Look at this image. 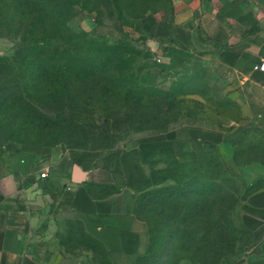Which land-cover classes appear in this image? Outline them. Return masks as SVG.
Here are the masks:
<instances>
[{
  "label": "rangeland",
  "instance_id": "374dc122",
  "mask_svg": "<svg viewBox=\"0 0 264 264\" xmlns=\"http://www.w3.org/2000/svg\"><path fill=\"white\" fill-rule=\"evenodd\" d=\"M11 1L12 11L0 0V88L17 97L20 107L31 108L32 115L36 114L30 118L32 129L38 131L3 143L0 193L4 202L15 193L24 195L31 210L40 216L27 242L42 260L47 264L94 261L73 246L60 245L69 236L79 238L85 232L83 222L68 211L70 191L54 183L50 173L47 179L37 178L43 166L35 175L18 182L10 169L12 157L25 154L34 161L48 159L56 166L69 154L92 151L103 159L136 148L146 159L154 150L170 151V142L175 138L179 143L176 149L188 146L193 152L189 159L186 155L178 159L186 165L175 167L177 177L202 172L199 178L213 179L216 163L233 177H221L216 186L224 189L217 195L218 188L211 190L209 186L200 192V182L190 183L196 189L190 194L192 200L180 198L178 205L182 211L191 207V212L194 202L201 199L198 202L203 205V220L198 224L196 218L189 217L191 224L184 235L172 241L169 234H163L167 219L156 217L153 208H144L146 200L138 201L132 191L133 212L152 224L157 251L154 261L139 264H193L188 259L193 257L192 248L197 244L206 246L210 255L220 247L221 264H264V242L260 240L264 219L251 216L250 197L245 191L250 184L264 179V117L241 114L232 78L218 71L201 53L177 44L163 46L139 36L135 29L136 23L146 18L169 20L187 8L214 11L225 2L240 0H60L54 9L57 19L50 24L43 21L35 6L30 8L29 18L27 10H22L23 0ZM71 17L81 34L76 28L63 29ZM114 54H121L122 61L110 59ZM28 62L40 66V71L32 72V65H25ZM60 67L69 71H58ZM134 94L143 99L131 100ZM151 98L156 102L154 108L146 104ZM158 111L169 124L146 126L143 118ZM57 114L63 115L60 135L50 140L45 122ZM146 127L150 129L141 131ZM195 131L219 133L224 142L214 149L193 141L182 146L189 133ZM113 162L111 159L104 165L112 167ZM144 172L149 173L147 167ZM24 190H28L27 197ZM161 209L162 204L156 210ZM183 216L184 211L174 223ZM250 218L257 222H248ZM246 229L251 233L247 234ZM219 230H226L225 238ZM182 242L183 251H179L176 248ZM230 243H234L233 251L227 249ZM98 260L106 264L104 254H98Z\"/></svg>",
  "mask_w": 264,
  "mask_h": 264
},
{
  "label": "crops",
  "instance_id": "0c3cea01",
  "mask_svg": "<svg viewBox=\"0 0 264 264\" xmlns=\"http://www.w3.org/2000/svg\"><path fill=\"white\" fill-rule=\"evenodd\" d=\"M135 27L139 36L152 38L163 46L177 44L201 53L218 71L232 78L241 114L247 118L264 117V0L225 2L217 10L207 12L187 8L169 20L146 18ZM186 141L182 146L192 141L220 146L224 139L219 133L195 131L189 133ZM178 144L174 138L170 151L165 150L177 159L182 160L181 155L189 159L192 150L188 146L178 150ZM101 159L95 153L69 154L61 164L53 166L48 159L34 161L29 155L18 154L9 164L18 182L45 167L54 183L70 191L68 211L83 222L85 233L102 243L109 263L135 264L147 251V225L133 212L130 189L98 195L101 187L120 186L109 170L98 165ZM87 186L93 187V196L87 192ZM24 192L27 197L28 190ZM248 201L253 208L264 210V191ZM39 217L24 195L15 193L9 202H4L0 193V264H47L27 242ZM250 219L248 222H257ZM261 223L260 240L264 242V221ZM245 225L252 230L249 223Z\"/></svg>",
  "mask_w": 264,
  "mask_h": 264
},
{
  "label": "trees",
  "instance_id": "16d2710c",
  "mask_svg": "<svg viewBox=\"0 0 264 264\" xmlns=\"http://www.w3.org/2000/svg\"><path fill=\"white\" fill-rule=\"evenodd\" d=\"M57 1L60 0H23V11L27 10V17L29 14H31L30 8L35 6L39 13L42 16L43 21L46 24H50L52 21L57 19V14L54 12V9L58 7ZM68 1V0H67ZM4 2V8L8 7L12 11L13 4L11 0H2V5ZM25 14V12H24ZM68 19V18H66ZM64 20V19H63ZM67 27H63L66 31H71V29H75L78 31L79 29L75 20L73 21V18L68 19ZM73 25H76L77 27H74ZM47 32H45L46 34ZM81 34V33H80ZM46 39V36H45ZM115 56H110V59L113 61H122L121 54H114ZM127 63V62H126ZM27 66H31L32 72H35L36 70L40 71V66H33V64L25 63ZM37 67V68H36ZM58 71H62L63 73H67L69 69L66 67L63 69V67H60ZM42 74V72H41ZM9 90L0 88V159L2 155V145L4 142L12 141L11 139H24L27 135H29L31 130L38 131L37 129H32L33 124L30 120L31 117L36 116L34 113L32 115V110L29 107H20L18 102V98H14V96L7 95L9 94ZM6 94V95H5ZM11 94V93H10ZM134 101H138L143 99L142 97H139L137 95H132V99ZM148 108H154L156 105L155 100L152 98L147 101ZM146 106V107H147ZM165 115L158 111L154 113L153 115L151 113L147 114L143 120L146 122V126L152 125L155 122H159L160 126L162 127L164 125L169 124L168 118L165 119ZM41 119V118H40ZM63 122V115L57 114L54 118L46 120L45 125L47 126L48 130V139H56L58 138V135H60V128L61 123ZM150 128L146 127L144 130H149ZM160 129H162L160 127ZM22 143V142H21ZM24 143V142H23ZM195 143V142H194ZM196 144H203L201 142L196 141ZM207 145V147L214 149V145L204 144ZM85 153H94L92 151L85 152ZM114 159V164L112 163V167L109 165H104L105 162H110L111 159ZM103 162V164H102ZM98 165L102 168H105L109 170L114 176L117 184L119 182L122 183V187L128 188L131 191L135 193V196L137 197L138 201L140 198L141 200L145 199V205L144 208L151 209L153 208V213L156 214V217L167 219L166 224V230L163 231V234H169L170 240L172 241L175 239H178V235L182 234L184 235V230L189 227L188 218H196L198 224L202 222L203 220V205L202 201L197 200V202H194L192 211L191 207L184 208V216L181 218V221L174 223V218H179V214H181L182 207L178 205V202L180 198H185L188 200L191 199V193L195 192L196 189L192 188L190 185L191 182H200L199 184V191H203L209 188V186L212 189L218 188L215 192L217 195L220 194L224 187H218L216 184L219 183V180L221 177L223 178H231L233 177L230 172L227 170H224L220 163H216L215 167L217 170L216 176L213 179H209V177H198L202 176V172H198V175H191L188 177V174L184 177H177V173H175V167L178 166H185V163H181L174 154L163 150H154L151 155H149L146 159L144 158V155L140 149H130L126 150L125 152L121 153H112L109 155L108 158H103ZM161 166L157 170H154L155 167ZM144 167L148 168L149 173L144 172ZM208 181H212L208 182ZM165 183H169L167 186H162ZM120 185V184H119ZM122 187L117 185H111V186H105L101 187L100 189L102 191H98V195H104L108 196L113 193H117ZM247 187V186H246ZM65 189V187H63ZM246 194L248 197H251L254 194L260 193L264 191V179H259L253 184H250L246 189ZM87 192L93 196L94 190L92 186H87ZM71 196V194H70ZM150 199H147L149 198ZM198 197V196H196ZM178 198V200H177ZM70 200V197H69ZM192 200V199H191ZM69 202V201H68ZM162 204L161 211L156 210L157 206H160ZM169 206L167 207V205ZM249 211L251 212V216H254L259 219H264V210L263 209H257L253 207H249ZM135 216L145 222L148 229L149 234V243L147 247V251L143 257L137 258L135 264H139L141 261L147 260L154 261L156 259V248H155V233L154 229L152 228V224L147 219L142 218L138 213L134 212ZM202 215V216H201ZM180 220V218H179ZM219 223L220 221L217 220ZM191 224V223H190ZM219 225V224H218ZM160 227H162V224H160ZM158 229V227H157ZM247 234H250L251 232L246 229ZM220 234L225 238L226 230L220 231ZM72 235V234H70ZM194 235V234H193ZM204 240V239H203ZM215 241V239H213ZM199 243H203L202 240L198 241ZM186 243V242H185ZM61 246H73L74 250H79L80 252H84L87 254V257L89 259L92 258L93 264H101L98 260V254H104V257L106 258V264H110L107 253L102 245V243L90 236L89 234L83 232L79 238H76L75 236H69L68 239H65L60 242ZM233 245L234 243H230L227 246V249H230V251H233ZM226 246V244H224ZM175 249V248H174ZM179 251H183V242L182 244L176 248ZM194 250L193 257L188 260H190L193 264H221L220 259L222 257V249L220 247H216L214 250V254L210 255V251L206 249V246H203L202 244H197L192 248ZM228 251V250H226ZM213 256V257H209Z\"/></svg>",
  "mask_w": 264,
  "mask_h": 264
},
{
  "label": "built area",
  "instance_id": "2783aa9c",
  "mask_svg": "<svg viewBox=\"0 0 264 264\" xmlns=\"http://www.w3.org/2000/svg\"><path fill=\"white\" fill-rule=\"evenodd\" d=\"M261 68H262V66L259 67V69H261ZM39 177H40V179H46V178H48V171L44 169V170L40 173Z\"/></svg>",
  "mask_w": 264,
  "mask_h": 264
}]
</instances>
